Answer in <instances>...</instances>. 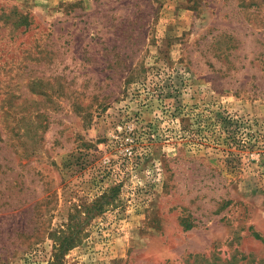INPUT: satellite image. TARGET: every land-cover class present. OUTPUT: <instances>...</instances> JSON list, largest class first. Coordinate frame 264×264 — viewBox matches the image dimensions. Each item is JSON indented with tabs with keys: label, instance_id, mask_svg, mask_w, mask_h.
Listing matches in <instances>:
<instances>
[{
	"label": "rangeland",
	"instance_id": "374dc122",
	"mask_svg": "<svg viewBox=\"0 0 264 264\" xmlns=\"http://www.w3.org/2000/svg\"><path fill=\"white\" fill-rule=\"evenodd\" d=\"M0 264H264V0H0Z\"/></svg>",
	"mask_w": 264,
	"mask_h": 264
}]
</instances>
